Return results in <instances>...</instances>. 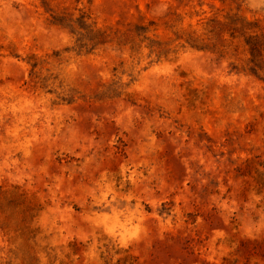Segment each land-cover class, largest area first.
<instances>
[{
  "label": "rangeland",
  "instance_id": "374dc122",
  "mask_svg": "<svg viewBox=\"0 0 264 264\" xmlns=\"http://www.w3.org/2000/svg\"><path fill=\"white\" fill-rule=\"evenodd\" d=\"M0 264H264V0H0Z\"/></svg>",
  "mask_w": 264,
  "mask_h": 264
}]
</instances>
